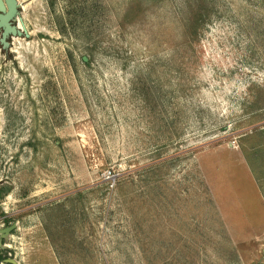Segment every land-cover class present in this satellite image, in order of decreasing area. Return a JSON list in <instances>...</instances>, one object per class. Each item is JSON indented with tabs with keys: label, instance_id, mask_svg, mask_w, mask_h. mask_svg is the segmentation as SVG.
Segmentation results:
<instances>
[{
	"label": "rangeland",
	"instance_id": "374dc122",
	"mask_svg": "<svg viewBox=\"0 0 264 264\" xmlns=\"http://www.w3.org/2000/svg\"><path fill=\"white\" fill-rule=\"evenodd\" d=\"M18 3L0 264H264V0Z\"/></svg>",
	"mask_w": 264,
	"mask_h": 264
},
{
	"label": "water",
	"instance_id": "95a60500",
	"mask_svg": "<svg viewBox=\"0 0 264 264\" xmlns=\"http://www.w3.org/2000/svg\"><path fill=\"white\" fill-rule=\"evenodd\" d=\"M30 37L21 16L18 0H0V45L7 50L12 38ZM16 228V223L0 229V238H5Z\"/></svg>",
	"mask_w": 264,
	"mask_h": 264
},
{
	"label": "trees",
	"instance_id": "16d2710c",
	"mask_svg": "<svg viewBox=\"0 0 264 264\" xmlns=\"http://www.w3.org/2000/svg\"><path fill=\"white\" fill-rule=\"evenodd\" d=\"M5 194V191H2L1 189H0V200H1V198H2V196ZM0 260H1V257H0Z\"/></svg>",
	"mask_w": 264,
	"mask_h": 264
}]
</instances>
